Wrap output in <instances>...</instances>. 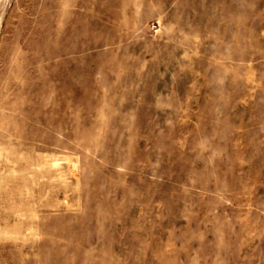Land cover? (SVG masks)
Instances as JSON below:
<instances>
[{"label": "rangeland", "instance_id": "obj_1", "mask_svg": "<svg viewBox=\"0 0 264 264\" xmlns=\"http://www.w3.org/2000/svg\"><path fill=\"white\" fill-rule=\"evenodd\" d=\"M0 264H264V0H0Z\"/></svg>", "mask_w": 264, "mask_h": 264}]
</instances>
